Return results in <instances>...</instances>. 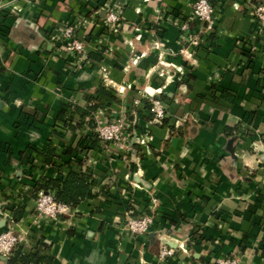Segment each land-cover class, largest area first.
I'll return each mask as SVG.
<instances>
[{"label":"crops","instance_id":"0c3cea01","mask_svg":"<svg viewBox=\"0 0 264 264\" xmlns=\"http://www.w3.org/2000/svg\"><path fill=\"white\" fill-rule=\"evenodd\" d=\"M262 1L213 0L210 29L192 18L195 0H0V232L23 235V252L52 264H264V29L253 10ZM107 4L117 27H103ZM73 22L84 54L59 39ZM100 85L120 102L97 121L125 114L129 145L79 151L87 129L70 130L60 114ZM154 100L162 119L151 117ZM70 146L96 194L52 219L37 212L31 185L58 176L46 148L59 163ZM132 206L156 207L145 235L124 228ZM164 245L174 255L161 258Z\"/></svg>","mask_w":264,"mask_h":264},{"label":"built area","instance_id":"2783aa9c","mask_svg":"<svg viewBox=\"0 0 264 264\" xmlns=\"http://www.w3.org/2000/svg\"><path fill=\"white\" fill-rule=\"evenodd\" d=\"M253 10L258 23L264 29V1L255 4ZM105 11V16L102 19L103 27H117L120 19L118 9H116L114 5L107 4ZM192 18L201 22H208L209 28H213L215 25V6L213 0H195ZM75 24L76 22L68 24L63 29L59 39L67 42L66 47L68 50L76 54H84L87 52L86 42L77 37V25ZM181 29L187 42H198V38L196 37L197 34L191 32L188 22L182 23ZM135 104L138 105L139 101H135ZM152 111L155 113L157 119H162L166 116V108L160 100L153 101ZM129 129V120L125 114H121L112 121L99 120L97 122L96 132L103 142L114 143L119 146V148L125 149L129 145ZM157 204L158 203L155 201V206ZM35 207L39 214L52 219H58L63 215L70 214L72 211L71 206L57 201L54 193L44 191L39 193ZM155 208L156 207L150 208L153 212L145 211L141 214H134L133 210H128L124 228L135 235L147 234L155 222ZM25 241H27V239L23 235H18L14 230L7 229L0 232V255L7 257L11 256L16 247ZM174 253L175 251L173 248L164 245L161 249L160 256L161 258H165L174 255ZM218 264L237 263L234 260L222 259Z\"/></svg>","mask_w":264,"mask_h":264},{"label":"trees","instance_id":"16d2710c","mask_svg":"<svg viewBox=\"0 0 264 264\" xmlns=\"http://www.w3.org/2000/svg\"><path fill=\"white\" fill-rule=\"evenodd\" d=\"M88 57H92L96 60H100L101 56L90 52ZM87 105L81 106L74 104L70 112H62V119L68 123L70 130L77 132L78 130L87 129V133L82 136L80 139L77 150L83 151L85 149H92L99 141H102L99 134L96 132L97 127V112L100 110H110L114 102H120V98L117 93L107 88L105 85H100L95 93L87 97ZM147 107L152 109V104L147 102ZM72 106V105H71ZM154 112L152 114L153 118ZM163 124L167 123V119L162 120ZM171 131L173 133L178 132L176 126H171ZM85 140L89 141L85 143ZM66 152L71 155L67 161L57 162L55 160L56 152L53 147H47L45 150V161L47 164H53L58 173L57 177H42L38 181H35L31 185V191L34 197H38L41 191L52 192L55 195L57 201L68 204L71 207H77L83 200H85L90 195H95L94 186L96 185V179L92 170L88 167L85 169L77 170L73 166L72 156L74 150L72 147H68ZM67 167V170L64 171L63 168ZM129 210H134L133 206ZM16 210L15 218L20 219L22 215V210ZM19 246V245H18ZM17 246V247H18ZM16 247V248H17ZM19 246L17 250H14V255L9 257L8 264H52L53 258L50 256H43L33 253H24ZM203 264H218L210 263L206 260H202Z\"/></svg>","mask_w":264,"mask_h":264},{"label":"rangeland","instance_id":"374dc122","mask_svg":"<svg viewBox=\"0 0 264 264\" xmlns=\"http://www.w3.org/2000/svg\"><path fill=\"white\" fill-rule=\"evenodd\" d=\"M127 117V116H126Z\"/></svg>","mask_w":264,"mask_h":264}]
</instances>
